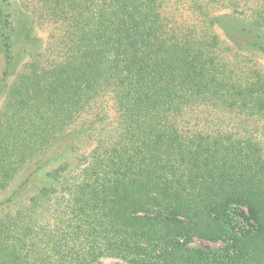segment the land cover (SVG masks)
Listing matches in <instances>:
<instances>
[{
	"label": "trees",
	"instance_id": "1",
	"mask_svg": "<svg viewBox=\"0 0 264 264\" xmlns=\"http://www.w3.org/2000/svg\"><path fill=\"white\" fill-rule=\"evenodd\" d=\"M53 1L40 0L62 24L52 36L62 52L45 64L33 54L7 91L0 185L27 158L65 157L70 139L89 132L67 127L102 93L112 94L119 126L77 172L64 158L27 205L0 214V264H264V148L247 128L203 127L209 108L264 120V72L245 68L239 78L219 57L218 35L175 21L168 0ZM252 13L262 31H234L240 52L264 51V0ZM1 22L0 88L14 40L30 37L23 22L13 36Z\"/></svg>",
	"mask_w": 264,
	"mask_h": 264
},
{
	"label": "rangeland",
	"instance_id": "2",
	"mask_svg": "<svg viewBox=\"0 0 264 264\" xmlns=\"http://www.w3.org/2000/svg\"><path fill=\"white\" fill-rule=\"evenodd\" d=\"M168 2L169 13L175 21L185 25L199 26L202 24V26L208 27L218 35L220 40V48L217 51L219 57L224 58L231 67H234L235 71L239 72V75H237L239 78L244 75L245 68L260 69L264 72V51L251 49L249 52L245 51L247 53L240 52L239 47L231 39L232 33L237 30L246 31L249 34H254L261 30L252 21V8L259 5L260 0H168ZM198 3L205 4L203 6L204 11L202 10L201 13L198 9L199 7L195 6ZM51 6L50 2L46 4L45 2H40V0H6L0 3V34L4 30L1 20L5 18L9 21L7 28L12 36L20 27L19 24L21 22H23V27L26 28L25 30L29 32L30 36L29 40H26L28 43L25 41L17 43L14 40L15 63L10 69L9 77L3 81L0 88V115L5 110L9 87L17 79V74L27 68L26 64L33 62V54L37 57V52L42 53V56H39L45 64L47 57L57 56L62 52L60 51V45H57L59 44L57 40L52 38L53 33L62 34V24L50 15L49 7L51 8ZM210 16L211 18H216L214 25L210 23ZM2 44L0 41V79L4 69ZM237 52L240 54L234 56ZM241 69L242 71H240ZM96 100L91 101L93 104L89 103L84 112L77 114L67 127V131L71 132L84 128H87L89 132L88 135L83 134L70 139L69 152L66 153L65 157H62V150L60 149L50 155V158L45 162L42 161V156L35 160L32 157L27 158V164L19 169L20 171H18L16 176L6 182L4 186L2 185L3 183L0 185V214L8 209L12 208L15 211L22 208V205H27L29 198L37 194L41 182L47 179V174L59 169L64 158L71 163V170L77 172L78 169L75 166H77L79 159L96 148L100 140L108 138L116 132L119 126L118 113L112 94L102 93L97 102ZM204 113L207 122L203 127L207 130H217L215 126L230 130L232 126L236 127L238 125L239 127H244V130L247 128V130L253 131L254 139L264 148V120L262 118L258 117L253 121H243L245 118H234V116L226 112H221L217 115L218 111L210 108L206 109ZM42 162L44 163L42 164ZM39 164L42 165L36 171L35 177H33L31 182L25 183V176L29 167L31 166V169H34ZM15 192H17L19 197L11 199ZM4 206H7L6 209L1 211ZM44 210L41 207L39 209V224L44 222ZM238 220L243 226H249L247 221L241 218H238ZM195 242L210 247L220 246L222 243L220 241L212 242L198 238ZM117 261V259L111 257L102 258L104 264H114Z\"/></svg>",
	"mask_w": 264,
	"mask_h": 264
}]
</instances>
